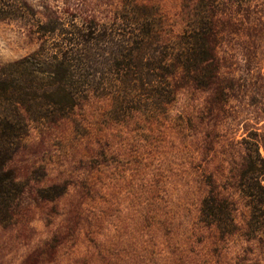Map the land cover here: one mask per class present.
Here are the masks:
<instances>
[{"label": "rangeland", "instance_id": "1", "mask_svg": "<svg viewBox=\"0 0 264 264\" xmlns=\"http://www.w3.org/2000/svg\"><path fill=\"white\" fill-rule=\"evenodd\" d=\"M2 7L0 68L22 82H48L51 54L59 61L77 29L95 24L120 34L132 7L169 38L209 15L216 76L206 88L173 76L175 101L157 118L137 112L116 121L111 99L91 90L63 117L44 106L48 119L30 122L6 163L21 191L0 202L8 205L0 264H264V208L242 191L255 181L243 178L247 147L258 144L264 159V0ZM257 178L264 185V172ZM211 194L230 206L228 232L206 218L202 200Z\"/></svg>", "mask_w": 264, "mask_h": 264}, {"label": "trees", "instance_id": "2", "mask_svg": "<svg viewBox=\"0 0 264 264\" xmlns=\"http://www.w3.org/2000/svg\"><path fill=\"white\" fill-rule=\"evenodd\" d=\"M8 3L9 0H0V15L4 13L2 6ZM150 16L132 7L120 18V34L112 27L98 28L95 24L77 29L61 46L59 61L58 55L51 54L55 64L47 72L53 76L38 86L32 84L33 79L24 80L27 81L24 84L7 68H0V202L12 200L21 191L6 163L30 122L48 119L44 106L56 105V114L63 117L77 99L91 90L111 99L110 112L116 121L126 120L137 112L157 118L175 101L171 79L176 74L185 83L199 88L215 81L216 33L210 16L198 14L176 38L161 33ZM257 147L258 144L247 147L243 178L249 181L253 176L255 181L246 186L244 183L246 188L242 191L260 209L264 208V185L257 177L264 172V159ZM202 208L208 222L230 231L233 221L228 203L219 202L211 194L202 200ZM263 210L258 211L264 222ZM7 215L5 204L0 207V219Z\"/></svg>", "mask_w": 264, "mask_h": 264}]
</instances>
